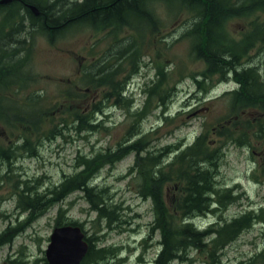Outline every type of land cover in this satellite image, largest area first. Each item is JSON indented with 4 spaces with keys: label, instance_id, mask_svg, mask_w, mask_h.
<instances>
[{
    "label": "rangeland",
    "instance_id": "1",
    "mask_svg": "<svg viewBox=\"0 0 264 264\" xmlns=\"http://www.w3.org/2000/svg\"><path fill=\"white\" fill-rule=\"evenodd\" d=\"M176 2L157 0L147 4L157 20L155 32L142 25L138 33L125 27L115 36L112 28L95 30L85 23L71 26L52 39L36 30L30 32L25 66L20 71L26 82L16 84L21 87L8 95L9 98L5 97L4 104L21 103L22 107L31 108V121H39L44 131L58 127L62 135L52 139L40 137L33 155L20 151L11 164L0 162V233L27 216L17 208L18 180L30 179L31 186L36 183L33 180H39L43 187L38 190L43 192L75 171L79 155L88 156L106 149L115 152L141 135L146 136L149 150L168 145L183 149L202 133L208 150L220 155L214 170H217L216 188L221 192L216 197L218 210L198 217L195 220L198 228L214 230L246 212L257 213L262 209L263 213L255 215L251 226L235 240L216 249V261L210 258L212 248L208 247L205 251L188 249L185 259L171 264H264V238L257 234L264 220V139L256 137L264 113L255 107L232 106L228 92L238 85L231 75L208 79L200 75L206 64L195 58L191 38L183 35L193 26L196 17ZM263 20L264 12L238 14L226 22L224 30L229 39L239 41ZM120 37L126 39L120 40ZM25 38L11 37L4 50L10 51L15 40ZM132 39L136 40L139 50L135 72L131 71L130 52L126 51ZM245 60L264 78V43L254 42ZM104 61L111 67L115 62L121 64L115 81L124 85L121 96L126 99L125 105L116 101L111 89L91 84L90 74ZM160 68L164 77L159 74ZM194 78H202L203 84L198 85ZM162 81L169 88L164 105L159 99L165 93L161 90ZM155 84L159 86L155 88ZM94 105L100 109L93 112L95 123L105 129L95 132L73 129L74 115L85 114ZM140 109L144 110L141 117L132 115ZM29 129L16 130L0 121V149L15 147L24 138L20 133ZM221 133H228L229 138ZM172 156L170 153L164 159L169 161ZM134 161V153H130L111 168L102 169L93 180L95 186L107 189L112 205L120 206L116 211L118 219L123 221L121 224L117 221L108 226L103 219L95 223L96 213L90 210L82 193L76 192L48 209L1 247L0 264H18L11 262L18 258L23 264H46L45 251L58 206L67 210V220L82 225L86 236L95 234L99 238L92 241L94 246L117 248L115 258L107 257L99 264H152L160 250L159 234L151 231L152 203L139 192ZM179 186L176 179L164 186L167 207L176 206L182 194ZM214 235L209 233L206 240L211 241Z\"/></svg>",
    "mask_w": 264,
    "mask_h": 264
},
{
    "label": "trees",
    "instance_id": "2",
    "mask_svg": "<svg viewBox=\"0 0 264 264\" xmlns=\"http://www.w3.org/2000/svg\"><path fill=\"white\" fill-rule=\"evenodd\" d=\"M26 1L37 3L36 0ZM156 1L118 0L109 11H101L99 14L113 13L114 16H117L123 9H127L126 11H129L130 17H132L138 13L141 15L139 8H142L143 5L144 21L140 22L137 18L135 21L138 23L135 24L131 18L130 22H126L125 25L129 24V27L136 30L144 25L151 32H155L157 20L152 12L153 9L147 4ZM176 4L182 10L194 13V17H196L193 26L183 35L191 38L192 52L195 58L204 61L206 64L205 71L200 72V75L207 77V79L217 75L222 78L231 75L238 84V88L228 94L232 106H237L239 109L255 107L264 113V79L261 78L257 68L238 67L243 64V61L248 63L245 58L254 42L264 43V21L253 26V30L239 41L229 39L224 30L226 22L231 17L238 16V14L264 12V0H250L248 4L242 3L240 5H235L231 0H226L224 3L220 0H177ZM10 9V6H4L0 13L9 17ZM76 10L69 8L65 14L69 12L74 14ZM6 21L4 20V23ZM33 23L35 24V22ZM104 26L107 24L105 23ZM10 39L11 37H7L0 30V121L9 128L16 130L18 128H30V131L21 132L20 134L24 138L19 140L12 149H0V162L2 164H11V161L16 158L20 151H26L33 155L40 137L52 139L62 135L58 127H50L44 131V126L39 121H31L29 115L31 108H24L21 103H18L19 105L4 104L7 96L15 94V89L21 87L16 84L26 82L25 79H22L20 71L25 66V55L28 53L26 44L29 40H12L14 41L13 48L10 51H5L4 47ZM133 41L132 39L126 51L130 52L128 60L131 71L135 72L139 50L136 40ZM125 59L127 58L125 57ZM120 68L121 64L119 63L111 67L108 61H104L95 72L90 74L92 76L91 84L93 86L102 85L111 89L112 94L116 96V101L125 105L126 99L121 96L124 85L120 86L121 82L115 81V77L121 72ZM159 71V74L164 77L165 74L161 68ZM201 79H195V83L203 84ZM158 86L159 84H155V88ZM118 88H120V92ZM161 90L165 93L159 99L164 105V99L169 95V88L164 81L161 82ZM147 105L148 102L144 109L147 108ZM95 110L100 111L99 106L94 105L85 114L82 112L75 114L72 122L73 129L79 132H95L100 128L105 129L100 123H95L93 116ZM143 111L142 109L135 110L132 115L141 117ZM164 119L167 120V116L164 115ZM259 129L264 132V120L259 125ZM222 134L221 136L225 135L229 138L228 133ZM147 144L146 136L141 135L126 146L118 147L115 152L106 149L95 151L88 156L79 155L75 161V171L70 175H65L58 183L44 188L43 192L38 190L39 187H43L39 180H33L36 182L33 186L30 185V179L18 180L17 208L22 213H27V216L16 226L7 227L0 233V248L10 243L15 235L30 226L48 209L61 204L68 196L76 192L82 193L83 198L90 206V210L96 213L95 223L103 219L108 226L117 221L121 224L123 221L118 219V212L116 211V209H120V206L112 205L109 202L110 197L107 196V189L95 186L93 180L102 169L111 168L124 156L134 153V165L138 170L136 176L139 179V192L142 196L149 198L152 203L151 231L159 234L158 245L160 250L152 264H171L174 261L185 259L188 249L205 251L208 250V247L212 248L209 251L210 258L216 261V249H221L227 243L235 240L243 230L250 226V219L246 216L237 218L214 230L211 227L200 229L195 224V220L204 216L208 210L210 202L208 196L212 193L213 177L204 168V162L210 161V165H215L218 157H220L219 153L217 155L215 150H208L205 135L202 133L183 149H179L178 145H168L160 149L149 150L146 148ZM170 153H173L171 159L165 160L164 157ZM174 179L180 184L182 194L176 201V206L172 204L171 207H167L163 198V188ZM216 194L219 197V194ZM66 213V209L58 206L54 227L64 224L80 225L76 221L67 220ZM209 233L215 234L211 241L206 240ZM86 239L89 243V249L81 264H99L101 260H105L107 257L113 259L118 255L117 248L112 246H94L92 241L94 239L99 240L95 234L87 236ZM11 262L23 264L19 258Z\"/></svg>",
    "mask_w": 264,
    "mask_h": 264
},
{
    "label": "flooded vegetation",
    "instance_id": "3",
    "mask_svg": "<svg viewBox=\"0 0 264 264\" xmlns=\"http://www.w3.org/2000/svg\"><path fill=\"white\" fill-rule=\"evenodd\" d=\"M117 1L118 0H46L43 3V0H40V3H35L26 0H10L7 3L0 4V11L4 6L11 7V14L9 17H6L7 15L3 16L0 13V30L4 32L7 37H22L28 36L35 28L37 32H40L45 37L52 38L63 34L69 24L85 23L93 24L92 28L95 30L112 28L114 35L118 36L116 34L120 31V28H129V24L125 25V23L130 22L131 18H133V21L138 18L140 22H142L144 21V16L142 14L143 5L142 8H139L141 15L138 13L132 17H130V12L126 11L127 9H123L120 15L117 16H114L113 13L107 15L99 14L101 11H109ZM140 1L143 2V0ZM231 1L235 5H240L242 3L248 4L250 0ZM31 5L37 8L36 11L30 8ZM69 8L77 10L74 14L71 12L65 14L66 10ZM4 20L7 21L4 23ZM33 22H35V24ZM105 23L107 26H104ZM262 79L264 78L262 77ZM204 167L209 174H213L214 182L217 183V170H214L208 161L205 162ZM229 190L230 189H228V191ZM212 206L213 201L211 200L209 202V209H211ZM261 210L257 213L246 212L242 215L235 216L223 223V225L240 217L246 216L254 218L255 215L263 213ZM257 234L259 238H264V220L262 221V227L257 229ZM241 263L242 262H237L236 264ZM244 264H248V262H244Z\"/></svg>",
    "mask_w": 264,
    "mask_h": 264
},
{
    "label": "water",
    "instance_id": "4",
    "mask_svg": "<svg viewBox=\"0 0 264 264\" xmlns=\"http://www.w3.org/2000/svg\"><path fill=\"white\" fill-rule=\"evenodd\" d=\"M10 0H2L6 3ZM36 11L34 6H31ZM88 251V243L79 226L64 225L56 227L50 236L45 251L48 264H80Z\"/></svg>",
    "mask_w": 264,
    "mask_h": 264
},
{
    "label": "bare ground",
    "instance_id": "5",
    "mask_svg": "<svg viewBox=\"0 0 264 264\" xmlns=\"http://www.w3.org/2000/svg\"><path fill=\"white\" fill-rule=\"evenodd\" d=\"M44 1H46V0H43V3H44ZM238 67H239V68H240V67H241V68H245V69L254 68V66H252V65L249 64V63H243V64L239 65ZM235 83H236V85H238L236 81H235ZM237 88H238V87H237Z\"/></svg>",
    "mask_w": 264,
    "mask_h": 264
}]
</instances>
